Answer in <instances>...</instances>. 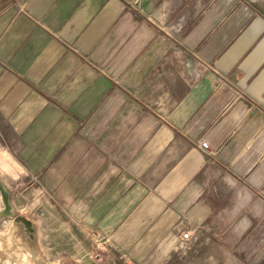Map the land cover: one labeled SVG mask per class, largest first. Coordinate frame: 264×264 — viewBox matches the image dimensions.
Returning <instances> with one entry per match:
<instances>
[{
    "label": "crops",
    "instance_id": "obj_1",
    "mask_svg": "<svg viewBox=\"0 0 264 264\" xmlns=\"http://www.w3.org/2000/svg\"><path fill=\"white\" fill-rule=\"evenodd\" d=\"M196 1L152 14L188 79L175 69L171 90L162 92L167 102L145 105V115L143 106L134 107L139 114L129 125V90L120 82L112 87L114 77L102 93V119H89L95 104L84 103L92 93L84 84L93 76L89 65L125 29L129 0H0L2 141L29 172L50 160H58V175L70 167V190L92 193L87 200L102 208V231L130 254L148 241L156 255L186 245L179 226L192 232L187 226L210 215L212 176L264 197V0H208L202 7ZM117 111V132L96 135L94 127H114L110 113ZM16 165L0 142V173L14 175Z\"/></svg>",
    "mask_w": 264,
    "mask_h": 264
},
{
    "label": "rangeland",
    "instance_id": "obj_2",
    "mask_svg": "<svg viewBox=\"0 0 264 264\" xmlns=\"http://www.w3.org/2000/svg\"><path fill=\"white\" fill-rule=\"evenodd\" d=\"M129 1L125 29L112 34L105 53L89 65L93 76L84 84L91 86L92 93L84 103L95 104L89 119L94 115L102 119L101 105L107 101L102 93L107 92L109 76L115 78L110 80L112 87L119 82L127 84L124 114L129 125L139 113L147 114L145 105L155 109L167 102L165 94L176 79L175 69L187 77L178 58L170 59L171 41L157 27L163 23L152 14L156 10L166 12L163 10L173 4L180 9L192 0ZM209 3L196 1L201 7ZM153 47H158L157 54L151 52ZM142 78L145 80L140 86ZM70 83L74 84L73 79L63 90L67 91ZM118 103V96L112 95V104ZM140 105L143 108L138 113L134 107L140 109ZM122 113L111 112L114 127H94L96 135L106 130L115 134ZM79 131L86 136L85 127ZM0 142L17 164L14 175L0 173V264H264V197L243 184L231 186L222 182L220 175L212 176L208 183L212 210L201 225L187 226L193 231L186 245L181 248L178 242L156 255L148 241L140 253L130 254L131 249L125 250L102 231V208L90 207L92 201L87 200L92 193L70 190L74 183L70 167L64 166L58 175V160H50L43 170L29 172L26 161L2 141L1 135ZM185 230L186 226H179V234Z\"/></svg>",
    "mask_w": 264,
    "mask_h": 264
},
{
    "label": "built area",
    "instance_id": "obj_3",
    "mask_svg": "<svg viewBox=\"0 0 264 264\" xmlns=\"http://www.w3.org/2000/svg\"><path fill=\"white\" fill-rule=\"evenodd\" d=\"M198 146L205 153H208V154L211 153L209 144H208V142L206 140L199 139ZM190 238H191V231L185 230V231H182L181 232V234H180V240H181V242H187V241L190 240Z\"/></svg>",
    "mask_w": 264,
    "mask_h": 264
}]
</instances>
